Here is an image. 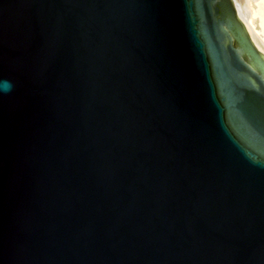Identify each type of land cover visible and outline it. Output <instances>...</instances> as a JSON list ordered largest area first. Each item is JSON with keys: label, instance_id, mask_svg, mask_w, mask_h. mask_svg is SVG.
Returning a JSON list of instances; mask_svg holds the SVG:
<instances>
[{"label": "water", "instance_id": "water-1", "mask_svg": "<svg viewBox=\"0 0 264 264\" xmlns=\"http://www.w3.org/2000/svg\"><path fill=\"white\" fill-rule=\"evenodd\" d=\"M228 0H0V264H264V58Z\"/></svg>", "mask_w": 264, "mask_h": 264}, {"label": "rangeland", "instance_id": "rangeland-1", "mask_svg": "<svg viewBox=\"0 0 264 264\" xmlns=\"http://www.w3.org/2000/svg\"><path fill=\"white\" fill-rule=\"evenodd\" d=\"M256 1L257 0H246L247 3L244 1L245 5H246V11L248 14L247 19L248 18L250 19V20H248L250 27L247 28L246 24H244V25L246 26V29H247L250 37L252 38L251 35L256 37L257 41L259 42L258 44L264 48V12H263L264 2L259 1V0L257 2ZM249 29H250V31H249ZM253 42H254V40H253Z\"/></svg>", "mask_w": 264, "mask_h": 264}, {"label": "bare ground", "instance_id": "bare-ground-1", "mask_svg": "<svg viewBox=\"0 0 264 264\" xmlns=\"http://www.w3.org/2000/svg\"><path fill=\"white\" fill-rule=\"evenodd\" d=\"M228 1H229L230 5H231L233 11H234L236 21H240L241 22L242 27H243V29L245 31L246 36H247V39L251 42L252 47L255 48L254 50L256 52L257 58H264V48L261 45L258 44L259 42L257 41L256 37H254L253 35H251L252 38L250 37V35H249V33H248L247 29H246V26H247V28L250 27V24H249V21H248L250 19L249 18L247 19L248 14H247L246 5H245L246 0H228ZM259 1L264 2V0H259ZM263 12H264V10H263ZM244 24H246V26ZM249 31H250V29H249ZM252 39L254 40V42H253Z\"/></svg>", "mask_w": 264, "mask_h": 264}, {"label": "clouds", "instance_id": "clouds-1", "mask_svg": "<svg viewBox=\"0 0 264 264\" xmlns=\"http://www.w3.org/2000/svg\"><path fill=\"white\" fill-rule=\"evenodd\" d=\"M0 85H2V90L5 92L10 91L12 87L11 83L7 80L0 82Z\"/></svg>", "mask_w": 264, "mask_h": 264}]
</instances>
